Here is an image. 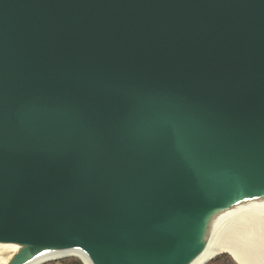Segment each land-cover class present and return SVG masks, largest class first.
Returning a JSON list of instances; mask_svg holds the SVG:
<instances>
[{
	"label": "water",
	"instance_id": "water-1",
	"mask_svg": "<svg viewBox=\"0 0 264 264\" xmlns=\"http://www.w3.org/2000/svg\"><path fill=\"white\" fill-rule=\"evenodd\" d=\"M258 205L264 0H0V264H194Z\"/></svg>",
	"mask_w": 264,
	"mask_h": 264
},
{
	"label": "bare ground",
	"instance_id": "bare-ground-1",
	"mask_svg": "<svg viewBox=\"0 0 264 264\" xmlns=\"http://www.w3.org/2000/svg\"><path fill=\"white\" fill-rule=\"evenodd\" d=\"M216 223L206 250L194 264H205L219 254L228 255L234 264H264V205L239 209ZM76 256L82 264H89L83 256L74 253L49 257L34 264Z\"/></svg>",
	"mask_w": 264,
	"mask_h": 264
},
{
	"label": "trees",
	"instance_id": "trees-1",
	"mask_svg": "<svg viewBox=\"0 0 264 264\" xmlns=\"http://www.w3.org/2000/svg\"><path fill=\"white\" fill-rule=\"evenodd\" d=\"M63 262H65V264H80L76 260L62 261L61 263ZM207 264H234V262L231 261L230 257L225 256V255H220Z\"/></svg>",
	"mask_w": 264,
	"mask_h": 264
},
{
	"label": "rangeland",
	"instance_id": "rangeland-1",
	"mask_svg": "<svg viewBox=\"0 0 264 264\" xmlns=\"http://www.w3.org/2000/svg\"><path fill=\"white\" fill-rule=\"evenodd\" d=\"M225 256H228V255H225ZM67 260H76V259H65V260H62V261H67ZM62 261L52 262V263H48V264H65V262L61 263ZM76 261L79 262L80 264H82L80 261H78V260H76Z\"/></svg>",
	"mask_w": 264,
	"mask_h": 264
}]
</instances>
